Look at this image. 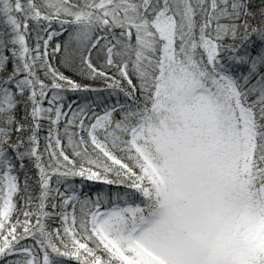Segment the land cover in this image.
Listing matches in <instances>:
<instances>
[{"label": "snow or ice", "instance_id": "obj_1", "mask_svg": "<svg viewBox=\"0 0 264 264\" xmlns=\"http://www.w3.org/2000/svg\"><path fill=\"white\" fill-rule=\"evenodd\" d=\"M0 264H264V0H0Z\"/></svg>", "mask_w": 264, "mask_h": 264}]
</instances>
